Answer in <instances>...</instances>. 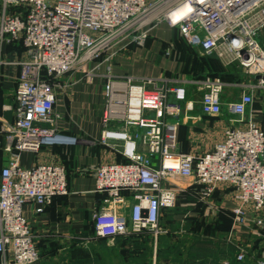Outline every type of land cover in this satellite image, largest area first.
<instances>
[{"label": "built area", "instance_id": "2783aa9c", "mask_svg": "<svg viewBox=\"0 0 264 264\" xmlns=\"http://www.w3.org/2000/svg\"><path fill=\"white\" fill-rule=\"evenodd\" d=\"M185 8L190 14L175 19ZM161 22L177 28L204 55L236 63L255 77L227 104L228 113L238 118L234 122L242 123L254 102L252 90L264 89V0H0V66L6 46H22L26 55L14 63L20 70L13 123L0 115L3 152L9 156L0 165V264L39 262L25 206L32 203L42 214L55 197L71 193L65 166L20 164L23 152L76 143L58 130V81L74 70L87 72L93 61L109 62V57L103 60L105 53L126 40L143 45L148 29ZM106 79L101 140L109 147H114L111 141H121L125 162L96 171V193L104 196L93 216L96 237L144 231L158 236L162 211L175 206L177 187L187 191L194 185L206 204L219 185H230L238 201L231 211L233 226L252 223L264 230V130L253 122L231 127L211 151L180 154V119L193 109L186 87L162 85L154 78L115 77L110 65ZM195 83L203 115L220 116L227 84L220 77ZM182 180L192 182L184 185ZM167 181L170 188L164 187ZM124 193L137 198L129 214L121 211ZM245 255L240 249L236 260L243 262Z\"/></svg>", "mask_w": 264, "mask_h": 264}, {"label": "crops", "instance_id": "0c3cea01", "mask_svg": "<svg viewBox=\"0 0 264 264\" xmlns=\"http://www.w3.org/2000/svg\"><path fill=\"white\" fill-rule=\"evenodd\" d=\"M148 30L149 37L143 45L126 40L105 53L103 60L109 57V62L93 61L88 64L87 72L74 70L59 80L55 104L60 116L58 130L76 138L75 144L43 147L37 153L27 151L20 155V164L25 168L43 164L65 166L71 191L68 196L55 197L42 214H36L32 203L25 206V215L41 255V260L35 264H142L133 261L134 243L150 246L146 264H257L264 260V230L255 228L252 223L245 227L233 226L231 211L238 205L236 191L222 184L209 199L210 204L200 200L199 186L194 185L187 191L177 187L175 206L162 211L158 236L149 232V236L143 234L146 236L139 238L105 239L107 254L102 263L99 261L103 252L97 244L100 239L95 235L93 216L101 208L104 196L96 193V171L103 165L125 162L121 141L113 140L110 143L114 147H109L101 140L108 65L115 77L154 78L162 85L186 87L193 109L186 110L180 119L177 146L180 154L200 156L211 151L231 127L244 128L253 122L264 130V89L252 90L254 102L242 123L234 122L238 118L230 115L227 108V104L242 94L241 86L251 84L255 77L252 82L248 81L238 64H228L216 55L205 56L166 22ZM25 59L22 46H6L3 51L0 115L7 123L14 121L20 70L14 63ZM216 74L225 77L228 87L223 95V113L210 117L202 113V93L195 82ZM5 145V135L1 134L2 166L9 161V156L3 152ZM169 183L167 181L164 187L170 188ZM124 198L121 211L129 214L137 198L128 193H124ZM80 249L88 252L80 254ZM240 249L246 254L243 262L236 260Z\"/></svg>", "mask_w": 264, "mask_h": 264}, {"label": "trees", "instance_id": "16d2710c", "mask_svg": "<svg viewBox=\"0 0 264 264\" xmlns=\"http://www.w3.org/2000/svg\"><path fill=\"white\" fill-rule=\"evenodd\" d=\"M206 56V55H205ZM207 57H209V56H207ZM207 77H220L221 79H223V81L225 80V77L224 76H221V75H218V74H216V75H209V76H207ZM94 226V225H93ZM143 234H147V236H149V231H144L143 233H141V234H131V235H129V236H122V237H116V238H123V239H130V238H136V237H141V236H146V235H143ZM100 240H98V246H99V248L102 250V252L103 253H101L100 255H99V261L102 263V261L104 260L103 258V256L104 255H106L107 254V245H106V243L104 242V238H99ZM133 246H135V251L136 252H134V255H132V257H133V261H135V262H137V263H145L146 262V260H147V256H149L150 255V253H151V250H150V246L149 245H147V246H142V245H138V244H136V243H134V245ZM79 251V253L80 254H83L84 253V251H86V252H88V250H78ZM88 255V254H87ZM146 264V263H145Z\"/></svg>", "mask_w": 264, "mask_h": 264}, {"label": "rangeland", "instance_id": "374dc122", "mask_svg": "<svg viewBox=\"0 0 264 264\" xmlns=\"http://www.w3.org/2000/svg\"><path fill=\"white\" fill-rule=\"evenodd\" d=\"M258 40H260V38H258ZM241 72H243L244 79H246L248 81H251V82L253 81V77L250 74H248V72L246 71V69L243 68V71H241ZM58 83H59V81H58ZM195 99L198 100L199 99L198 96H195ZM198 106H199V104H197V107ZM233 117H236V116H233ZM212 120H214V118ZM182 181H183V184L184 185L190 184L192 182V180H182Z\"/></svg>", "mask_w": 264, "mask_h": 264}, {"label": "bare ground", "instance_id": "6f19581e", "mask_svg": "<svg viewBox=\"0 0 264 264\" xmlns=\"http://www.w3.org/2000/svg\"><path fill=\"white\" fill-rule=\"evenodd\" d=\"M189 8H185V10L181 13H179L175 19L179 18V20H181L182 18H186L189 15Z\"/></svg>", "mask_w": 264, "mask_h": 264}, {"label": "water", "instance_id": "95a60500", "mask_svg": "<svg viewBox=\"0 0 264 264\" xmlns=\"http://www.w3.org/2000/svg\"><path fill=\"white\" fill-rule=\"evenodd\" d=\"M260 78V76H256V79H259Z\"/></svg>", "mask_w": 264, "mask_h": 264}]
</instances>
